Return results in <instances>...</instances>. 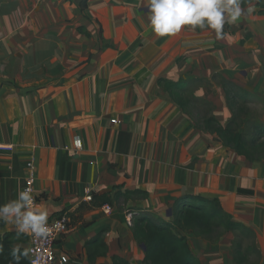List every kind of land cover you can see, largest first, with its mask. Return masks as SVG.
<instances>
[{
	"label": "crops",
	"instance_id": "obj_1",
	"mask_svg": "<svg viewBox=\"0 0 264 264\" xmlns=\"http://www.w3.org/2000/svg\"><path fill=\"white\" fill-rule=\"evenodd\" d=\"M75 2L0 0V205L18 198L32 160L36 205L47 221L69 220L57 247L68 264H90L87 243L104 230L109 252L95 264L113 256L137 264L121 204L172 221L186 196L218 200L264 253V159L249 161L195 128L158 85L200 76L188 65L196 51L178 33L152 30L149 2L85 0L82 10ZM11 233L14 219H0V238ZM28 246L20 235L11 248Z\"/></svg>",
	"mask_w": 264,
	"mask_h": 264
},
{
	"label": "trees",
	"instance_id": "obj_2",
	"mask_svg": "<svg viewBox=\"0 0 264 264\" xmlns=\"http://www.w3.org/2000/svg\"><path fill=\"white\" fill-rule=\"evenodd\" d=\"M251 4H255L260 9L258 13L260 16H264V2L262 0H241V8ZM80 31L83 30L80 29ZM220 79L228 107L233 114L232 118L225 124L213 114L206 117H195L193 104L200 101L195 97H189L187 94L189 84L192 82V79L189 80V76L179 81L160 78L158 85L182 109L195 128L215 135L224 146L229 147L237 155L249 161L263 160L264 124L245 110V91L222 75ZM126 195L128 197L135 196V193L128 192ZM103 198L102 204H112V200L107 195H103ZM130 213L133 214L132 236L138 245L144 244L147 248L144 252V264H202L189 245L185 235L187 233H192L196 238L209 243L217 242L230 233L237 234L240 238L253 240L256 236L249 227L231 220L218 200L182 197L174 205L172 221H165L153 212L134 208ZM105 231L87 243L90 264H95L99 257H107L108 255L109 247L104 240ZM20 235L24 242L28 241V236L17 233L7 234L0 238V248H2L0 264H17L11 247L16 237ZM234 245L236 249L233 253V260L236 264H247L249 251H243L240 239ZM254 249L259 251L256 246ZM25 253L23 250L17 252L19 264H30ZM112 264L132 263L119 256H113Z\"/></svg>",
	"mask_w": 264,
	"mask_h": 264
},
{
	"label": "rangeland",
	"instance_id": "obj_3",
	"mask_svg": "<svg viewBox=\"0 0 264 264\" xmlns=\"http://www.w3.org/2000/svg\"><path fill=\"white\" fill-rule=\"evenodd\" d=\"M47 1L40 0L41 7H45ZM76 1L75 3L82 10L85 0ZM137 1L150 4V0ZM249 8L253 10L249 12ZM241 9V17L236 22H226L220 37H217L215 30L207 26L203 29L199 26L195 28L183 26L178 35L175 34L178 39L182 36L188 50L196 51L195 57L190 58L191 63L189 62L188 65L199 66L200 76L190 72L186 77L192 79L187 90L188 96L200 101L193 104V113L197 118L217 115L219 105L222 104L227 106V117L232 118L233 114L228 107L220 79L222 75L245 91V110L264 124V16L258 14L260 9L255 4ZM248 37L250 38L247 39ZM186 57V55L178 57L177 64L182 65ZM193 59L196 60L195 63H192ZM220 117L221 120H226L224 115ZM121 208L123 212L126 211L125 223L131 230L132 226L129 225L127 218L131 209H127L123 203ZM185 235L192 251L202 264H236L233 253L236 249L234 244L238 239L242 242L243 251H249L247 264H264V253L260 250L255 251L254 247L257 245L253 239L227 234L217 242L209 243L196 238L192 233ZM134 246L132 254L139 257V260H136L137 258L134 260L137 264H144V251L141 245L134 244Z\"/></svg>",
	"mask_w": 264,
	"mask_h": 264
},
{
	"label": "clouds",
	"instance_id": "obj_4",
	"mask_svg": "<svg viewBox=\"0 0 264 264\" xmlns=\"http://www.w3.org/2000/svg\"><path fill=\"white\" fill-rule=\"evenodd\" d=\"M149 12L152 30L160 37L175 35L183 26H207L220 37L225 23L236 22L242 15L241 0H150ZM0 219H14L18 235L31 233L43 239L50 232L47 210L34 204L30 189L21 191L16 200L0 205ZM17 252L19 249H13L19 264Z\"/></svg>",
	"mask_w": 264,
	"mask_h": 264
},
{
	"label": "built area",
	"instance_id": "obj_5",
	"mask_svg": "<svg viewBox=\"0 0 264 264\" xmlns=\"http://www.w3.org/2000/svg\"><path fill=\"white\" fill-rule=\"evenodd\" d=\"M113 123H118V121H113ZM80 138L76 137V142L78 143L77 148H80ZM26 178L25 185L22 189H30L31 194L34 198V204L36 205V197L34 185L36 181L35 165L32 160H30L26 165ZM86 193L89 195L91 188H86ZM88 200L91 201V196L89 195ZM106 213H111L112 208L107 206L105 207ZM132 217L133 214L130 213L127 218L129 225L132 226ZM50 232L47 238H39L31 233H28L29 237V246L27 249V256L29 258L30 264H68L67 256L60 255L56 246L59 240L68 234L69 232V220L67 217H61L59 219H54L47 221Z\"/></svg>",
	"mask_w": 264,
	"mask_h": 264
},
{
	"label": "water",
	"instance_id": "obj_6",
	"mask_svg": "<svg viewBox=\"0 0 264 264\" xmlns=\"http://www.w3.org/2000/svg\"><path fill=\"white\" fill-rule=\"evenodd\" d=\"M169 216H171V214H169ZM141 248L143 249V251L145 252L146 251V246L144 244L141 245Z\"/></svg>",
	"mask_w": 264,
	"mask_h": 264
}]
</instances>
